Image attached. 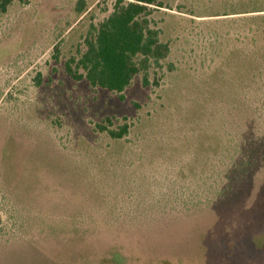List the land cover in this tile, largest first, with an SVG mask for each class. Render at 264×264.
Masks as SVG:
<instances>
[{"label":"rangeland","instance_id":"1","mask_svg":"<svg viewBox=\"0 0 264 264\" xmlns=\"http://www.w3.org/2000/svg\"><path fill=\"white\" fill-rule=\"evenodd\" d=\"M115 2L0 15V264H264V164L241 181L218 154L250 138L228 102L239 16L224 14L251 0H159L170 55L124 99L65 72ZM125 124L122 140L98 128Z\"/></svg>","mask_w":264,"mask_h":264},{"label":"trees","instance_id":"2","mask_svg":"<svg viewBox=\"0 0 264 264\" xmlns=\"http://www.w3.org/2000/svg\"><path fill=\"white\" fill-rule=\"evenodd\" d=\"M14 1L0 0V15L6 14ZM155 6H162L159 0H116L113 12L89 32L85 51L65 63L67 75L74 81L86 80L92 88L117 93L124 99L123 93L136 76L161 68L170 55V46L162 42L161 31L152 26L150 16ZM231 15L239 16L237 40L241 47L226 59L232 79L229 85L233 87L228 102L235 116L251 115L250 138L244 143L242 133L234 131L227 136L226 143L219 146L218 154L224 165L237 172L238 180L246 181L251 171L264 164V0H251L233 13L224 14ZM246 26L247 34L244 33ZM220 71V78L227 80L228 74ZM98 128L114 140H122L130 132L128 124L119 129L105 125ZM225 192L219 191L217 195Z\"/></svg>","mask_w":264,"mask_h":264}]
</instances>
